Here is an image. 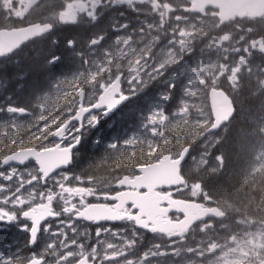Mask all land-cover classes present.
I'll return each instance as SVG.
<instances>
[{
  "label": "rangeland",
  "instance_id": "374dc122",
  "mask_svg": "<svg viewBox=\"0 0 264 264\" xmlns=\"http://www.w3.org/2000/svg\"><path fill=\"white\" fill-rule=\"evenodd\" d=\"M38 1L0 0V7L9 14L10 18H17L18 15L23 16L28 13ZM142 1H147V4H140ZM150 1L156 2V0H114L108 3L109 8H105L108 4L102 5L100 0H61L62 10L55 15L58 25H72L82 20L93 21L100 8L106 11L118 6L122 12L119 19L123 27L119 28L116 35H110L109 39L103 35L93 47L90 46L91 44L88 46L84 59L85 67L74 71L73 79L68 78L59 82L60 84L51 92L40 98L36 115L19 117L12 113L9 121H2L1 113L7 111H0V131L11 127L13 120L15 127L39 122L41 117L48 120V114L56 110L60 100L68 95L69 98L76 96L74 102L76 103L80 91L85 92L86 103L94 101L97 96V84L106 82L111 77V72L107 71L122 67L127 71L125 78L127 89L132 87L134 90L132 94L137 93L138 96L134 97L136 100L131 107L123 109L115 119L105 124L106 130L115 127V130L106 137L108 144L124 154L132 155L131 153L138 150L139 155H151L158 145L166 144L168 139L172 138L174 143L198 139L199 143L195 145V151L188 158V166L201 168L205 173L212 172L214 162L207 160V154L219 135L199 138L200 130L207 128L211 123L207 104L204 101V87L208 83L214 88L223 86L229 93L234 94L237 83L243 77L250 78L259 88H264L263 31L256 24L247 22L229 21L224 24L225 26H220L216 13L212 11L203 12L197 19L183 18L179 11V2L164 7L154 5ZM78 4H82L84 8H78ZM128 4L132 6L127 7ZM145 9L158 17H164L166 21L175 14L173 20L180 22L181 25L176 29L175 25L170 28L166 24L162 38L152 36L158 32V28L152 29L151 33V29H148L146 51L140 52L138 49L133 50L130 44L131 41L140 47L143 42L140 38L132 36L130 21L134 16H143ZM107 16L109 17L110 14ZM184 33L186 35H182ZM189 40L195 41L196 46H189L193 49V53L191 51L184 53V47L191 44ZM78 49L83 51L82 47ZM140 50L143 51V48ZM74 54L82 55V53ZM181 55H185L186 60L181 62ZM77 57H74V62L80 63L83 58ZM138 60L151 61L150 66L138 68L135 65L133 68V62ZM174 81L177 83V88L180 87L181 82H184V85L177 91L175 100L171 101L169 89L172 88ZM72 105L73 103L67 104L65 108ZM135 107L138 108L139 113L135 115L134 122L120 125L122 118L128 119V115L131 116ZM0 109L6 107L0 106ZM91 116L97 118L96 123L89 124ZM91 116L83 124L85 131L82 138H86L96 130L101 119L99 115ZM126 127L129 129L126 130ZM72 134L73 132L69 136L71 137ZM250 171L264 175V152L259 155ZM27 179L28 177L25 176V181ZM11 184L15 188L17 180L14 178ZM32 187L37 185L35 183L28 185L25 192ZM242 227L245 231H242ZM78 231L82 232L81 226ZM231 237V255L222 254L208 258L202 253L199 264H238L244 258V254L251 259L258 258L261 260L260 263L264 264V221H237ZM71 240L72 234L69 232L65 244H71ZM221 247L220 244V249ZM68 251L81 256L79 241L71 245ZM6 252L10 255L14 250L8 247L0 249V260H10L6 257ZM259 255L261 259L257 257Z\"/></svg>",
  "mask_w": 264,
  "mask_h": 264
},
{
  "label": "trees",
  "instance_id": "16d2710c",
  "mask_svg": "<svg viewBox=\"0 0 264 264\" xmlns=\"http://www.w3.org/2000/svg\"><path fill=\"white\" fill-rule=\"evenodd\" d=\"M54 2L55 0H45V5L35 13L37 17L34 21L45 20L44 17L47 18L48 14L55 10ZM10 21L11 19L7 20L1 15L0 10V29L20 25ZM105 27L106 25L94 24L89 27L90 31H82V34L73 27H64L63 30L54 29L50 34L31 42L15 54L1 59L0 106L7 108L12 104L29 111L38 108L40 95L49 91L54 83L72 73L75 65H79L74 60L71 63L73 53L68 49V41L81 42L78 46L81 47L86 39L94 37L99 32H106ZM230 98L235 113L223 130L221 140L210 149L207 156L208 161L219 162L218 168L215 172L194 176L200 177L199 182L204 191L214 201L220 199L223 203L221 206L226 207V210L235 208L242 211L241 209L245 208L248 212L247 218L258 219L264 217V178L250 175L249 169L258 153L264 151V88H259L250 78L242 77L237 83V90ZM61 103L63 105L65 101ZM1 115L2 121L8 120L11 116L8 111L2 112ZM6 129L7 136L3 135L5 130L0 131V147L4 148L0 156L20 148L38 146L42 148L45 144L46 140L42 138L32 139L29 142L26 127L11 126ZM17 133L25 141L22 146L19 145L18 140L15 144L9 142L16 138ZM181 145L179 144V147ZM86 147L80 149L81 157L77 162H83V165L75 167L77 172L91 176L116 175L115 173L122 171L130 161L132 163L129 165L149 162L146 156L142 158L136 155L130 160L118 158L108 149ZM254 211L256 212L253 213Z\"/></svg>",
  "mask_w": 264,
  "mask_h": 264
},
{
  "label": "snow or ice",
  "instance_id": "6c2138e0",
  "mask_svg": "<svg viewBox=\"0 0 264 264\" xmlns=\"http://www.w3.org/2000/svg\"><path fill=\"white\" fill-rule=\"evenodd\" d=\"M5 110L20 116L31 115L28 109L12 104L6 109H0V111ZM88 122L96 123L97 118L91 116ZM63 124V119L50 124L49 120L41 117L38 123L33 122L25 129L29 142L32 139L40 140L43 133L44 139L50 143L55 141L63 147L61 165L51 172L40 171V165L31 156L21 158L18 153L11 152L0 156V225H16L20 230L28 233V247L37 245L40 249L38 252L33 250L28 255H19L15 260H0V264H70V262L81 264L79 255L68 251V248L77 244L80 236H84V240L79 241L80 255H83L84 245L92 243L91 230L78 231L77 221L91 222V217L87 216L84 208L88 203L100 199V189L97 188L95 190L97 194L93 195L90 187L93 178L88 177L85 180L73 171L72 155L80 144L82 136L73 133L69 138L67 133L75 125L61 128ZM12 127L15 128L14 120ZM3 135H8L7 129ZM17 140L19 145H24L25 141L19 133L9 142L15 144ZM3 151L4 148L0 147V152ZM36 151H40L39 146ZM29 163L34 167H24L21 171L19 166ZM25 176L28 177L27 181ZM14 178L17 180L15 188L11 184ZM34 183L40 186L28 188L25 192V188ZM86 184L89 186L87 189L84 187ZM69 232L72 234L71 244H65ZM99 233L100 229L97 228V234ZM45 237L51 239L45 243ZM38 241L42 243L38 244ZM96 248V245H92L91 252L95 253Z\"/></svg>",
  "mask_w": 264,
  "mask_h": 264
},
{
  "label": "water",
  "instance_id": "95a60500",
  "mask_svg": "<svg viewBox=\"0 0 264 264\" xmlns=\"http://www.w3.org/2000/svg\"><path fill=\"white\" fill-rule=\"evenodd\" d=\"M205 8L218 9V19L220 21H224L233 15L237 18H241L247 14L249 17L254 18L264 14V0H191L190 12L199 13ZM50 31L51 26L49 24H32L18 29L0 30V58L13 53L26 42L48 34ZM119 80L120 77L107 88L101 87V94L97 103L90 109L84 110L82 108L83 94L81 93L79 95V106L76 115L67 121L61 128H66L69 123L74 121L81 123L83 116L93 110L101 111L106 108V116L114 113L127 101L125 97H120L117 100L115 99L116 96H119ZM209 97L214 121L209 131H217L223 124L229 121L230 117L233 115V108L230 100L226 98L222 92L211 91ZM63 152L64 149L60 150L59 146H56L52 149L39 152L28 149L20 150L13 154L18 153L21 158L31 156L35 162L40 165V171L51 172L54 168L61 165ZM186 153L187 149L184 150L180 159L177 161H170V158L164 157L159 164L141 169L143 176L138 181L132 183V186L136 189L149 187L150 191H153L156 188L180 184L178 166L185 160ZM134 202L136 207L142 210L143 216L147 215L150 210L156 207L152 199L146 195L136 197ZM84 212L91 218L101 216L104 220H110L108 215L93 208L85 210ZM153 214L154 213H152V215ZM161 228L163 232H170L175 229L172 225L162 226ZM80 262L84 264L83 260Z\"/></svg>",
  "mask_w": 264,
  "mask_h": 264
},
{
  "label": "flooded vegetation",
  "instance_id": "af4514ba",
  "mask_svg": "<svg viewBox=\"0 0 264 264\" xmlns=\"http://www.w3.org/2000/svg\"><path fill=\"white\" fill-rule=\"evenodd\" d=\"M259 21L260 22L264 21V17L259 19ZM164 24L166 25V22ZM143 64L144 63H140V65H143ZM117 192H118L117 190H114L112 187H110V190L104 191L100 199H97L96 201L107 207H112L113 203L110 202V197L115 195ZM170 219L171 221H177L181 219V216L180 215L172 216ZM88 228H92L96 230L97 228L102 229V230H105V229L111 230V233H112L111 237L115 239L111 247L117 250L114 253H112V257H110V259H112L113 261H118V262H123L125 260H128V264H161V262L164 259L163 257L164 252L168 251V249H172L173 243L180 236L177 234H171L167 237H161L154 233H145L144 234L145 238H146V235L148 234H149V238L148 240L146 239L144 244L142 245L138 244V246H136V241L133 240L132 245L127 250H125V249H120L123 242L119 241L120 237H119V232L117 231V227L110 226V225H99V226L85 225V229H88ZM102 236H103V233H102ZM128 237L134 239L137 237V235L135 234L134 230H131V233L130 235L128 234ZM181 242L182 240L180 241L178 240L175 242V244L179 245L181 244ZM100 254L102 253L100 252ZM102 255H105V256L100 259H103V261L109 260V257H108L109 253L102 254ZM187 257L194 260V258L196 259L197 256L193 252L191 254H187Z\"/></svg>",
  "mask_w": 264,
  "mask_h": 264
},
{
  "label": "bare ground",
  "instance_id": "6f19581e",
  "mask_svg": "<svg viewBox=\"0 0 264 264\" xmlns=\"http://www.w3.org/2000/svg\"><path fill=\"white\" fill-rule=\"evenodd\" d=\"M260 29L261 30H264V26H261L260 27ZM40 62V61H39ZM27 70V69H26ZM24 72V71H23ZM13 79V78H12ZM221 140V136H219L218 137V139H217V141L214 143V145H217L218 144V142ZM193 143H195V144H197L198 142H197V140H193ZM2 146V145H1ZM87 151H89V150H87ZM229 152V151H228ZM234 154V153H233ZM91 155V154H90ZM192 174H200V169H194V170H192ZM209 181V180H208ZM214 202H216L217 204H223L221 201H220V199H215V201ZM256 205V204H255ZM229 206H230V204H229ZM241 206V205H240ZM232 217H233V215H232V213H230L229 214V216H228V219H229V221H231L232 220Z\"/></svg>",
  "mask_w": 264,
  "mask_h": 264
}]
</instances>
